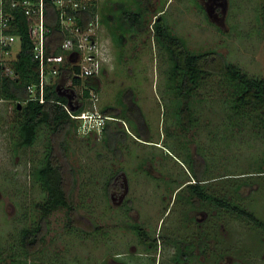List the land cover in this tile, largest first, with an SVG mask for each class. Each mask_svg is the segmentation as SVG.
<instances>
[{"label":"rangeland","instance_id":"1","mask_svg":"<svg viewBox=\"0 0 264 264\" xmlns=\"http://www.w3.org/2000/svg\"><path fill=\"white\" fill-rule=\"evenodd\" d=\"M96 1L103 12L108 0ZM110 1L106 5L112 7L104 12L109 22L112 15L121 17L122 8L137 11L146 5L147 10L136 29L128 26L130 21L120 22L126 25L120 42L103 21L98 29L111 60L96 81L97 107L111 111L107 115L118 122L103 120L85 134L78 121L69 136V160L77 174L75 224L82 227L87 219L97 230L87 234L67 227L66 211L58 208L46 219L41 250L19 256L18 229L32 225L38 217L34 203L43 198L31 171L41 160L47 132L40 131L32 146H17L16 103L0 99V264H264L262 229L204 204L181 203V183L192 170H205L201 182L209 184L208 190L264 220V124L242 132L232 122L228 125L222 110L226 84L211 75L191 97L196 125H177L174 95L167 93L169 60L164 62L152 29L157 11L191 52L217 51L249 76L264 78V0H223V14L217 12L220 6L208 13L207 0H137L133 9L128 6L132 0ZM18 49L16 43L3 56L2 71L12 67ZM61 83L60 89L71 93V82ZM106 123L125 132L111 148L104 142ZM111 183L117 187L106 192ZM129 223L159 239L156 247L147 249ZM201 234L208 240L204 254L197 248ZM182 245L194 247L186 261L174 259Z\"/></svg>","mask_w":264,"mask_h":264},{"label":"trees","instance_id":"2","mask_svg":"<svg viewBox=\"0 0 264 264\" xmlns=\"http://www.w3.org/2000/svg\"><path fill=\"white\" fill-rule=\"evenodd\" d=\"M136 1H134V4L138 5ZM105 2L103 3V12L98 2L96 5L93 4V13L98 14L101 23L102 21L106 23L111 35L112 33L118 35L117 40L119 42L123 36L121 31L126 26L120 22L125 20L128 23L130 21L128 26L136 29L141 19H144L143 14L147 10L146 5L144 9L137 11L123 10L122 8L121 17L112 15L113 21L109 22L110 15L104 12L112 7L106 4L113 3L110 0L107 3ZM11 4L12 0H2L0 8L3 13L13 16V20L10 21L11 27L7 32L20 36V43L19 50L11 67L15 75L10 76L2 73L0 67V99L13 100L16 103L17 119L15 125L18 133L17 146H32L37 139H40V131L45 130L47 132L41 160L31 171L32 178L38 182V186L43 194L42 200L34 203L38 217L33 220L32 225L23 226L17 232L21 248L19 256L28 257L34 256L41 250L40 248L47 232L46 219L55 209H65L68 218L67 227L80 229L87 234H92L97 230V226L93 224L89 225L87 219L84 221L87 224H85L86 226L82 225L80 227L75 224L78 217L75 216L77 214V207L73 202L72 192L76 185L77 174L69 160L68 146L69 136L75 133L79 124L76 119L70 116L65 106L70 105L71 107L68 106V108L74 113H78L86 108V100L89 97L90 90L92 89L96 92L99 90L96 81H98V77L103 72L104 67L98 76H89L81 79L72 75L73 71L78 72L79 68L65 63L59 68L56 80L52 81L45 88L47 100L41 103L37 99H31L27 85L38 82L39 64L31 53L32 43L27 31L30 20L25 15L22 7H13ZM122 7L124 6L122 5ZM90 16L92 17V13L80 11L78 17L81 26L86 27ZM45 23L49 28L48 52L53 51L58 53L63 33L59 26L58 13L50 0L45 1ZM110 29H112V32ZM152 29L155 42L163 49L162 56L164 62L166 59L169 60L168 67L166 64L167 73L170 78L167 93L170 92L174 95L171 101L176 103L174 109L177 111L174 113V117L177 125L184 129H189L194 125L193 123L196 125L191 97L195 95L203 80L211 75L221 77L222 81L226 84L222 110L226 113L228 125L232 122V125L238 126L240 130L238 131L242 132L250 126L255 129L264 124V78L249 76L240 67L225 60L223 55L217 51L191 52L187 48L183 38L170 31L165 18L161 13L157 14V11H155ZM111 39L112 41L114 40L113 38ZM61 80H71L70 86L73 90L74 88L76 90H74L75 94L70 99L60 89ZM77 86L78 88L76 89ZM106 112L108 113L104 109L103 113L107 114ZM111 117L113 119L110 122H118V119H116L118 117L115 115H111ZM103 131L105 134L104 142L108 148H111L114 142L122 140L120 136L124 130L120 128L113 131L110 125L106 123ZM192 171H190L192 175H188L190 178L181 183V185L185 184L183 186L185 195L181 199L182 204H189L191 206H197L198 203L204 204L216 210L218 214L225 213L229 216L242 219L264 231V220L253 211L234 199H228L224 195L216 194L215 191L207 189L209 184L205 185L201 182L203 180L201 177L205 170L200 172L194 169ZM115 177L116 175L113 176V178ZM115 187L117 186H112L111 183L108 187H104V190L108 192ZM239 188L240 185L235 189ZM127 226L135 231L140 242L147 249L156 247L159 239L152 237L144 227L131 223L127 224ZM205 237L206 234L200 235L199 240L202 246L197 247L201 248L202 254L205 253L202 251L204 249L203 245H205V242H208ZM208 239H210V236ZM193 249L194 247L188 245L177 247L174 259L186 261L188 256L194 254Z\"/></svg>","mask_w":264,"mask_h":264},{"label":"built area","instance_id":"3","mask_svg":"<svg viewBox=\"0 0 264 264\" xmlns=\"http://www.w3.org/2000/svg\"><path fill=\"white\" fill-rule=\"evenodd\" d=\"M2 0H0L1 3ZM45 1L46 0H12L11 6L22 7L25 15L30 20L27 31L32 43L31 53L39 64V78L37 83L27 85L31 99L39 102L46 101L45 88L59 73V68L65 63L77 66L78 72L73 71V77L85 79L89 76H98L106 63L111 60V51L99 37V16L93 13V4L96 0H50L58 13V22L63 33L62 42L58 53L48 52L49 28L45 23ZM92 13L86 27L81 26L78 14L80 11ZM11 14L3 13L0 8V67H5L3 56L12 53V47L20 43V36L8 33ZM17 54V51H16ZM2 71L4 74H15L12 68ZM71 82V80H70ZM97 92L90 90L87 102L92 108H84L78 113L69 110L70 116L81 121L83 131L89 132L91 127L100 126L103 120L112 119L110 115L104 114L97 107ZM71 107V106H70ZM80 129V128H79Z\"/></svg>","mask_w":264,"mask_h":264},{"label":"flooded vegetation","instance_id":"4","mask_svg":"<svg viewBox=\"0 0 264 264\" xmlns=\"http://www.w3.org/2000/svg\"><path fill=\"white\" fill-rule=\"evenodd\" d=\"M207 1H210L209 3L211 4L208 6V8H210V11L209 9L207 11L208 13L213 12V11L215 12V9H217L219 6L221 8H219L217 12L222 13V14L225 12V2H223V0L222 1L221 0H207ZM184 185L185 184H183L182 186ZM133 224H138V223H133Z\"/></svg>","mask_w":264,"mask_h":264},{"label":"crops","instance_id":"5","mask_svg":"<svg viewBox=\"0 0 264 264\" xmlns=\"http://www.w3.org/2000/svg\"><path fill=\"white\" fill-rule=\"evenodd\" d=\"M133 1H135V0H132V2L130 3V4H128V6L129 7H131V9H133L134 8V2ZM19 45V44H18ZM105 70V69H104ZM78 88V86L76 87V89ZM68 89H70L71 90V93H66V94H68V95H66V96H68V98L70 99L72 96H73V94H75V92H74V90H75V88H74V90L71 88V86L70 87H68ZM76 91V90H75ZM105 108V107H104ZM109 109H111V108H109ZM108 113H110L111 114V111H108Z\"/></svg>","mask_w":264,"mask_h":264},{"label":"clouds","instance_id":"6","mask_svg":"<svg viewBox=\"0 0 264 264\" xmlns=\"http://www.w3.org/2000/svg\"><path fill=\"white\" fill-rule=\"evenodd\" d=\"M15 46V45H14ZM19 50V49H18ZM18 50H17V52H18ZM112 119H113V117H111ZM108 120H110V119H108Z\"/></svg>","mask_w":264,"mask_h":264},{"label":"water","instance_id":"7","mask_svg":"<svg viewBox=\"0 0 264 264\" xmlns=\"http://www.w3.org/2000/svg\"><path fill=\"white\" fill-rule=\"evenodd\" d=\"M66 95H68V94H66Z\"/></svg>","mask_w":264,"mask_h":264}]
</instances>
